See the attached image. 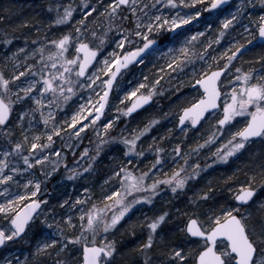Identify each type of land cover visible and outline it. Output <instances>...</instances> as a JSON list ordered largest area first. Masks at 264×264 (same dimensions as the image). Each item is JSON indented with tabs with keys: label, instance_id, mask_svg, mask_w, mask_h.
<instances>
[{
	"label": "snow or ice",
	"instance_id": "1",
	"mask_svg": "<svg viewBox=\"0 0 264 264\" xmlns=\"http://www.w3.org/2000/svg\"><path fill=\"white\" fill-rule=\"evenodd\" d=\"M225 2L226 0H210L207 9H217ZM258 2L264 5V0ZM164 3L172 8H176L178 4L186 7L199 4L201 8H193L192 12L185 15L177 13L169 17L157 13L152 16L146 11L150 6L144 0H107L106 3L97 0L96 6L84 0L81 19L76 21L78 26L54 39L47 40L45 37L50 49L41 43L29 53L32 57L38 56V64L25 62V67L17 60L16 66L10 71L7 70V65L0 67V133L9 145L8 150L2 152L3 159H0V184H18L19 181L14 180L15 174L24 173L28 169L44 173L43 180L38 176L26 179L22 193L10 194L9 187H4L0 220L8 221V225L7 228L0 225V246H7L8 242L16 238L23 239L31 223L40 215L38 210L46 206V200L40 199L38 194L41 193L43 181L57 171L61 150L50 146L54 144V137H59L64 131L56 123V111L67 106L73 97H77L74 101L77 109L69 119L61 121L71 128L72 135L79 138L90 125L99 133L96 122L100 121L104 136L109 140L119 139L127 146L126 156L128 153L144 155L143 150L137 151V141L150 130L151 125L157 123V119L150 120L148 125L133 133L131 138L127 135L114 137L108 130L114 127L113 119L119 120V116L107 119L105 109L110 106L109 93L121 69L137 60L145 49L155 44L150 34L166 28L177 30L194 17L201 16L204 8L203 0H164ZM252 4L253 0H240L235 11L221 21L222 27L211 42L219 44L226 31L237 22L243 12H248ZM48 7L52 9L53 5L49 4ZM54 7L56 15L50 20V25H66L74 19V8L71 5L63 6L62 12L60 4ZM151 7L155 8L156 4ZM248 15L251 19L244 27L248 38L243 42L233 40L219 55L211 56V62L206 60L211 43L202 49L203 55H199L194 46L204 36V32L185 36L181 42L179 37L182 33L177 31L173 40L179 42L180 47L178 50L169 49L175 54L171 62L166 64L167 74L177 72L187 76L185 69H188L191 72L188 76L189 83L197 91V95L193 97L194 102L180 110L179 124L184 125L186 121H190L191 125H196L202 117L205 120L215 119L216 130L204 144L216 139V133L235 128V131L229 132L226 142L220 144L212 163L217 160L226 162L230 157L242 153L254 138L264 139V55L258 57L261 61L259 72L252 67L245 69L243 65L237 66L234 63L242 57V49L247 51L246 44L251 45L256 40L264 45V11L258 16H252L251 12ZM97 23L100 25L99 29L95 27ZM127 24H132V27H126ZM253 24L256 31H249ZM210 28L212 25L208 24L205 31ZM115 33H120L119 39L115 40L116 49L104 55L101 48L109 40V35ZM5 42L10 44L11 38ZM134 42L137 44L135 47L132 46ZM196 61L201 63V67H196ZM138 62L143 63V58ZM159 71L163 73L164 69ZM162 78L158 76L154 83L147 86L141 83L126 92L125 99L137 96L140 89H145L130 107L116 108L115 111L131 114L146 104L152 99ZM97 88L100 89L99 92L96 91ZM81 89H88L86 99L82 93L78 95ZM80 100L83 103H79ZM28 103L32 106L25 108L24 105ZM37 112L43 121L45 130L42 132L32 131L37 126L34 123L37 117L33 113ZM101 117H105L107 123ZM105 143L104 139L99 140L97 155L100 145ZM68 147L71 148L72 145L69 144ZM149 147L152 148V145ZM200 147L201 144L196 145L197 149ZM220 149L224 151L221 153ZM88 151L85 148L81 156H86ZM153 151L157 154L154 161L138 175L127 167V164L132 163L130 159L127 164H117L109 177V180L115 178L114 187L101 192L102 199L92 203L87 212L81 210L78 221L70 214L71 209L90 200L91 190L84 188L85 197L77 196L71 204L69 200H64V205L70 204L69 213L50 222L45 217L43 221L48 229L54 231L56 237L62 239L53 238L50 233L42 236L36 241L34 253L25 255L23 260L13 258L17 260V264H112L118 249L115 238L108 239L110 230L115 229L140 202L152 205L153 198L162 190L161 185L170 187L176 193L178 189H185L189 178L199 175L202 170L199 163L189 167L188 153L182 154L180 145H177L173 150V163L177 166L170 170V174L154 171L164 165V157L160 155L164 149L155 147ZM46 152L57 157V160L51 162L49 170L44 167L49 161ZM10 156L20 158L27 168H20L18 160L10 161ZM64 162L67 164L66 160ZM10 164L17 166L10 168ZM88 167L91 168V165ZM69 171L70 179L78 175L76 171ZM82 171L87 172L88 169ZM244 176L243 181L237 180L235 187L229 188L232 203L226 202L218 207L209 206L202 210L201 205L209 197V192L201 191L193 193L190 211L177 210L184 217L177 228L186 238L183 244L165 242L159 232L169 217L168 211H161L158 215H144L138 224L133 223L130 229L133 235L136 234L137 226L141 231L146 229L144 240L137 246V251L143 256V264H156L153 252L157 246L164 249L160 253L163 257L160 264H264V195L257 199L258 193H264V160L259 164L254 163V167L245 172ZM227 179L233 180L234 176ZM99 237L102 239H98ZM77 245L79 248H76ZM74 249L77 254L70 257ZM47 257H52V260L47 262ZM13 259L5 257L0 264H13Z\"/></svg>",
	"mask_w": 264,
	"mask_h": 264
},
{
	"label": "rangeland",
	"instance_id": "2",
	"mask_svg": "<svg viewBox=\"0 0 264 264\" xmlns=\"http://www.w3.org/2000/svg\"><path fill=\"white\" fill-rule=\"evenodd\" d=\"M88 2L93 6L97 5V0H88ZM100 2L106 3L107 0H100ZM144 2L149 4L150 8L146 11H149V14L152 16L157 13L169 17L177 13L185 15L192 12L193 8L196 10H200L201 8L199 4L188 7L178 4L176 8H172L164 3V0H160V3H157V0H144ZM209 2L210 0H203L204 8L201 11V16L194 17L187 25H182L186 26V28L182 31L179 41L182 42L185 36H191L196 32H204V36L200 37L199 40L195 42L194 46L197 53L203 55L202 49L206 44L211 43V48L208 49L209 56L206 57V60L211 62V56L219 55V53L224 51L233 40L243 42L248 38L244 31V27L248 25L251 19L248 12H251L252 16H258L264 11V5H260L258 0H253V4L249 6L248 12H243L242 15L238 17L237 22L226 31L225 37L221 39L220 43L216 44L211 41L218 35V30L222 27L221 21L228 16L229 13L235 11L236 7L239 6L240 0H231L228 7L218 9L217 11H209L207 9V4ZM49 4L53 5L52 9H49ZM56 4L62 6L61 12L63 11V6L71 5L74 8V19L66 25H50V20L56 15V9L54 7ZM152 4H156V7L152 8ZM20 6H23L27 10H31L35 20L30 29L22 31V33H17V35L7 32V27L5 28L0 25V67L7 65V70L9 71L13 66H16L17 60L20 62V65L25 67V62L38 64V56L32 57L29 53L41 43L45 44V46L50 49L51 46L47 45L45 37L47 40H51L78 26L76 21L81 19L84 9V0H22ZM93 20H95V17H93ZM208 24H211L212 28L205 31ZM95 27L99 29L100 25L97 23ZM126 27H132V24H127ZM37 29H39V31H37ZM171 30L173 29L166 28L160 32H153L150 34V38L153 40L157 38L161 39L160 45L146 55L143 63L139 62L135 67L126 70L121 75L115 85L112 97L109 99L110 106H107L105 111L107 119H113L119 116V120L113 119L114 127L108 130L109 134L114 137L127 135L131 138L133 133L142 129L145 125H148L150 120L157 119V123L151 125L150 130L144 133L137 141V151L143 150L144 155L138 156L136 153H128L126 156L127 146L119 139L109 140L108 137L104 136V130L100 127V121L96 122V128H99V133L90 125L87 129H84L79 138L72 135L71 128L61 123V121L69 119L72 112L77 109V103H74L77 97L70 99L67 106H62L56 111V123L64 128V131L59 137H54V144L50 146L52 149L61 150V158L57 171L53 172L47 180L43 181L41 193L38 194L40 199L46 200V206H42V209L39 211L40 215L31 223L30 228L27 230V235H24L23 239H14L8 242L7 246L0 251V261L5 257L8 259H13L15 257L19 260H23L25 255L34 253L36 241L49 233L53 238L62 239L56 237L54 231L47 228L43 223L44 218L47 217L49 222L52 219L62 218L65 213H69L70 204L76 200L77 196L82 198L85 197L86 194L83 189L89 188L92 193L91 199L71 209L70 214L78 221L81 210L87 212L92 203H96L98 199H102L101 192H107L110 188L114 187L115 178L109 180V177L112 175L117 164H127V160L130 159L132 163L127 164V167L131 168L133 172L138 175L140 171L145 170V168L149 167L151 162L154 161L157 154L153 151V148L160 147L164 149V152L160 153V155L164 157V165L161 169L154 171L170 174V170L177 166L173 163V150L177 145H180L182 154L188 153L189 167L196 163L202 166L199 175L194 178H189L185 189H178L176 193H173L170 187L161 185L162 190L158 191L156 197L153 198L154 203L152 205L146 202H140L134 207V210L126 215L117 227L110 230L108 234V239L115 238L117 241L118 253L113 259L112 264H117L114 261H118L122 249H124L125 252L123 260L121 259L122 263L133 264L135 262L136 264H143V256L137 251V246L144 240L146 229L141 231L139 226H137L135 230H137L138 236L133 235L132 237H128L127 229H131L133 223L138 224L144 215H158L161 211L169 212V217L166 222L162 224V228L165 227V225H171V221L175 223L178 218L177 215H179L177 210L180 211L181 208L186 209V205L191 206L190 201L193 193L208 191L209 197L207 199H210V193L216 192L217 189L208 188L212 185L211 182H214L217 177L215 173H222L221 169H225L226 167L232 166L236 168L237 166L247 165L244 157V153L246 152L252 153L253 160H256L260 155V151H264V139L258 138L256 141H252L250 144L246 145V149L243 150L242 153H238L235 157H230L228 161L217 160L216 163H212V161L216 159L215 153L217 149L220 148V144L226 142L229 132L235 131V128L230 129L228 132L216 133V139L208 144H204V141L208 140L215 132L217 127L215 119L205 120L196 130H191L189 125H187L181 132L177 131V119L180 115V110L188 106L189 103L194 102L193 97L197 95V91L193 85L189 83L188 76L191 75V72L188 69H185L188 73L187 76L177 72H172L170 75L167 74L168 69L166 68V64L171 62L175 54L174 52H170L169 49L178 50L180 47L179 42H174L173 38L167 36ZM249 31H256L254 24ZM119 36L120 33L109 35V40L101 48V52L104 55L116 49L115 40H118ZM9 38H11L10 44L5 42ZM209 38H211V40ZM132 46L135 47L137 44L134 42ZM139 46H142V44ZM17 49H23V51H17ZM245 49H247V51L242 49V57L238 54L240 58L234 61V63L237 66L243 65L245 69L252 67L259 72L261 61L258 57L264 55V45L258 46L254 40L251 45L246 44ZM117 51L120 50L117 49ZM13 53H15V58H13ZM195 63L197 68L201 67L199 61ZM99 66L98 64L97 67ZM160 69H164V72L161 73L159 71ZM158 76H162L163 78L160 79L157 84V90L153 94V105L146 111L130 118H126V114L123 111L119 113L115 111L116 108L124 109L128 107L141 92L145 91V89H140V92H137V96H129L127 99H125L126 92L138 87L141 83H144L146 86L150 85L156 81ZM145 77L147 79H145ZM177 89H179V91H177ZM225 90L226 89H222V91ZM96 91L99 92L100 89L97 88ZM81 93L86 99L88 96V89H81L78 95ZM79 103H83V100H80ZM31 106L30 103L24 105L25 108ZM33 114L37 117V121L34 122L37 126L32 131H44L43 121L40 120L39 113ZM216 115L218 117L219 113ZM13 116H15V113H13ZM107 119L103 117L101 120L107 123ZM142 120H144L145 124L143 126H138L139 122ZM49 127H51V125H49ZM224 127L227 128V126ZM152 131L158 132L161 137L157 139L156 135H152ZM100 139H104L106 143L100 145L99 154L97 155V145ZM162 142L173 143L169 148H164ZM69 144L72 145L71 148L68 147ZM197 144H201L202 147L197 149ZM149 145H152V148H150ZM8 147L7 141L3 138L2 133H0V159H3L2 152L8 150ZM85 148H88L89 151L86 156H81ZM220 151L222 153L224 149H220ZM46 154L49 155V161L45 163L44 167L46 170H49L51 162L57 160V157L51 154V152H46ZM9 160H18L20 168H27V165L23 164L22 160L18 157L10 156ZM65 160L67 164H65ZM180 163H183L182 156ZM89 165H91V168L88 167ZM205 165H207V167H204ZM15 166L17 165L10 164V168ZM69 169L76 171L78 175L70 179ZM83 169H88V171L83 172ZM7 171L8 170H6V172ZM213 174L215 175L212 176ZM223 174L224 173L220 174L221 176L219 177H223ZM33 176H38L43 180L44 173L38 170L28 169L24 173L18 172L15 174L14 180L19 181L18 184H0V202H3L4 199V187H9L10 194L15 192L22 193L24 191L23 185L26 179H30ZM227 177L228 176H224V178H222L224 186L228 184ZM224 186L223 188H225ZM232 187L233 185L231 188ZM229 188L228 186V191ZM9 198H11V196H9ZM66 199L70 201L69 205H64L62 203ZM0 225L7 228L8 221L0 220ZM159 232L162 236V229H159ZM77 234L79 233L77 232ZM98 239H102V237ZM127 245H131V249H126L125 246ZM76 248H79V245H77ZM74 254H77L75 253V249L73 254H70V257ZM155 255H157V253L153 252V259ZM162 259L163 257L156 256L154 260L156 264H160ZM51 260L52 257L46 258L47 262ZM13 264H17V260L13 259Z\"/></svg>",
	"mask_w": 264,
	"mask_h": 264
},
{
	"label": "trees",
	"instance_id": "3",
	"mask_svg": "<svg viewBox=\"0 0 264 264\" xmlns=\"http://www.w3.org/2000/svg\"><path fill=\"white\" fill-rule=\"evenodd\" d=\"M21 1L22 0H0V25L4 26L5 28L7 27L6 31L14 35H17V33H22V31L30 29L35 20V17H33L31 10H27L23 6H20ZM25 21H29L30 23L25 24L24 23ZM144 124H145L144 120H142L141 122H139L138 126H143ZM151 133L153 136L156 135L157 139L161 137V135H159L158 132L152 131ZM172 143L162 142L164 148H169ZM244 157H245V163H247V165L237 166L236 168H233L231 166V167H226L225 169H221V172L224 173L223 175L225 177L234 176L233 180H228V184H226V186H224V183H223L224 181H222L223 180L222 178H224V176L221 178L219 177L221 176L220 174L222 173L220 172L215 173L217 174L216 175L217 177L215 176L216 177L215 181L211 182L212 185L208 188H211L214 190L217 189V190L214 193H210L211 198L207 199L201 205L202 210L207 209L209 206L218 207L219 205L226 203V202L232 203V193L228 191V186L231 188V186L233 185L232 188H234L237 180L243 181L245 179L244 173L249 171L250 168L254 167V163L259 164L261 160H264V151H260V155L257 157L256 160H253L252 153L246 152L244 153ZM215 174H213L212 176H214ZM223 186L225 188H223ZM261 195H264V193H258L257 199H259ZM191 207L192 206L186 205L185 207L186 209L181 208L179 212L190 211ZM177 217L178 218H177V221H175V223L171 221V225H165V227L163 228L161 226L160 228L162 229V236L164 237L165 242L183 244L186 239L183 236V234L177 230L178 226L181 224V221L184 219V217L181 215H177ZM127 230H128V237H132L133 234L130 231V229H127ZM135 233H136L135 236H138L137 230H135ZM125 247L126 249H131V245H127ZM163 250L164 249L162 248V246H157V248L154 249V252L157 253L154 259L156 258V256L162 257L160 253ZM124 255H125V252H124V249H122L118 261L115 260L114 262H116L117 264H124L121 262V259L123 260ZM133 264H136V263L134 262Z\"/></svg>",
	"mask_w": 264,
	"mask_h": 264
},
{
	"label": "water",
	"instance_id": "4",
	"mask_svg": "<svg viewBox=\"0 0 264 264\" xmlns=\"http://www.w3.org/2000/svg\"><path fill=\"white\" fill-rule=\"evenodd\" d=\"M230 3H231V0H226V2H225L224 4L218 6L217 9H209V10H210V11H214V10H218V9H221V8H225V7H228ZM183 28H184V27H180V28L177 29V30L171 31L170 36L176 34L177 31H181ZM256 43H257L258 45H262L259 41H256ZM157 46H158V41L156 40V41H155V44H154V45H150V46H149V49H145V52H142V53L140 54V57L137 58V60L131 61V62L126 66V68L121 69V73L118 74L117 80L120 78L121 74H122L123 72H125V70H127V69H129V68L135 66L136 64H138V63H139L138 61L140 60V58H143V60H144V58L146 57V55H147L148 53L152 52L153 50H155V49L157 48ZM94 63H95V62H94ZM117 80L114 81L113 88H112V90H111L110 93H109V99L111 98V96H112V94H113V89L115 88V85H116L117 82H118ZM193 87L195 88L194 85H193ZM137 97H138V96H137ZM137 97L132 101V103L137 99ZM221 99H222V98H221ZM132 103H131V104H132ZM131 104H130L128 107H130ZM152 104H153V99H151L150 101H148L146 104H143L141 107L135 109L131 114H126V118H130V117H133L134 115H137L139 112L148 109V107H149L150 105H152ZM106 108H107V106H106ZM105 110H106V109H105ZM205 115H207V113H206ZM102 118H103V117H101V119H102ZM203 121H205V119L202 117L200 123H198V124H196V125H191V124H190V128L193 129V130H195L196 128H198V127L201 125V123H202ZM189 122H190V121H186L184 125H180V124H179V118H178L177 131L180 132V131L186 126V124H188ZM253 140H256V138H254ZM38 211H40V210H38ZM22 235H23V234H22ZM18 239H20V238H16V240H18ZM4 247H5V246H0V250H2Z\"/></svg>",
	"mask_w": 264,
	"mask_h": 264
},
{
	"label": "flooded vegetation",
	"instance_id": "5",
	"mask_svg": "<svg viewBox=\"0 0 264 264\" xmlns=\"http://www.w3.org/2000/svg\"><path fill=\"white\" fill-rule=\"evenodd\" d=\"M170 33V32H169ZM168 33V35L167 36H169V38H174L175 36H170V34ZM182 33V32H181ZM157 40H158V42H159V44H160V42H161V39L160 38H157Z\"/></svg>",
	"mask_w": 264,
	"mask_h": 264
}]
</instances>
